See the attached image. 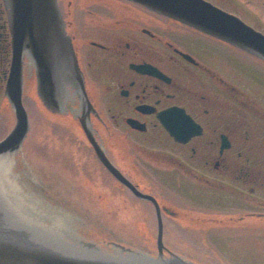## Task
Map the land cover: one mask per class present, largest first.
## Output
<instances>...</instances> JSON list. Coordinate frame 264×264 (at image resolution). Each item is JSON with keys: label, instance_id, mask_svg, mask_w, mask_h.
Wrapping results in <instances>:
<instances>
[{"label": "flooded vegetation", "instance_id": "obj_1", "mask_svg": "<svg viewBox=\"0 0 264 264\" xmlns=\"http://www.w3.org/2000/svg\"><path fill=\"white\" fill-rule=\"evenodd\" d=\"M206 1L244 20L237 8L246 5V0ZM56 2L87 101L83 103L80 84L74 77H67V73L61 76L65 64L59 67L60 63L54 62L58 112L47 109L37 94L35 68L24 58L21 100L26 111L30 92L27 82L32 79L35 95L48 113L70 117L82 134L80 119L85 120L115 167L140 191L155 197L163 233V216L177 217L180 213L168 201L140 187L138 180L142 178L132 176L137 161L129 163L130 153L145 156L174 180L182 178L200 185L197 194L194 188L189 195L212 207L211 211L197 210L203 214L202 221L222 227H261L255 220L264 218V86L246 80V65L235 55L236 50L249 53L132 0ZM254 2L264 5V0ZM12 54L8 8L5 0H0V123L9 124L0 140L15 123L6 94ZM169 109L170 117L181 121L184 135L188 122L181 116L188 115L192 120L195 133L185 141L176 140L161 124L158 114ZM128 120L136 121L137 126ZM87 142L82 149L87 158L92 157L101 171L130 191ZM75 168L74 176L79 171ZM25 169L24 179L33 183L31 197L46 200L36 185L44 188L56 184L55 174L42 169L38 177ZM81 170L85 176L91 173L89 166ZM94 172L101 174L96 168ZM203 190L208 193L202 194ZM132 195L145 202L156 216L152 202ZM185 209L183 213L187 214L196 211L188 205Z\"/></svg>", "mask_w": 264, "mask_h": 264}, {"label": "rangeland", "instance_id": "obj_2", "mask_svg": "<svg viewBox=\"0 0 264 264\" xmlns=\"http://www.w3.org/2000/svg\"><path fill=\"white\" fill-rule=\"evenodd\" d=\"M254 1L246 0V5L237 8V13L264 32V5ZM235 55L247 67L244 69L246 80L254 86H264V62L239 50ZM27 83L30 92L25 104L30 135L21 150L7 154L13 157V161L0 168L3 186L26 205L54 213L79 227L140 251L157 253L156 218L150 207L101 171L92 157L91 160L87 158L82 150L88 145L84 134L70 117L48 113L35 95L34 80ZM8 128V122L0 123V138ZM128 161H137L132 176L142 178L138 180L140 187L168 201L180 213L177 217L163 216L164 244L170 250L198 264H264V218L255 220L261 227L248 229L202 221L203 214L197 210L208 208L211 211L212 207L197 202L196 195L193 198L189 195L194 188L197 194L196 188L200 185H191L182 178H170L163 173V168H155L141 154L130 153ZM88 166L91 173L85 176L81 169ZM25 168L38 177L42 169L55 174L56 184L44 188L36 185L39 192L46 195V200L31 197L33 183L24 179ZM74 168L75 172L79 168L76 176L72 174ZM95 168L101 174L94 172ZM150 179L155 180L149 182ZM202 192L211 193V188ZM50 203L53 206L47 205ZM187 205L196 211L189 212L191 215L183 213Z\"/></svg>", "mask_w": 264, "mask_h": 264}, {"label": "water", "instance_id": "obj_3", "mask_svg": "<svg viewBox=\"0 0 264 264\" xmlns=\"http://www.w3.org/2000/svg\"><path fill=\"white\" fill-rule=\"evenodd\" d=\"M132 1L226 41L264 62V33L209 1ZM5 3L13 48L6 94L13 108L15 123L0 140V164L3 155L21 150L30 135L28 114L21 100L24 58L35 68L37 94L47 109L58 112L52 77L54 62H59V67L65 64L66 71H61V76L67 73V77H74L80 84L83 103L87 101L56 0H5ZM171 111L160 112L159 120L176 140L185 141L195 133L194 124L188 115L181 116L188 122L187 134L184 135L181 121L170 117ZM128 122L137 126L134 120ZM80 124L98 159L112 175L137 197L155 206L157 253L140 251L79 227L54 213L26 205L11 195L0 181V264H198L181 257L164 244L163 222L155 197L140 191L127 179L95 141L89 124L82 118Z\"/></svg>", "mask_w": 264, "mask_h": 264}, {"label": "bare ground", "instance_id": "obj_4", "mask_svg": "<svg viewBox=\"0 0 264 264\" xmlns=\"http://www.w3.org/2000/svg\"><path fill=\"white\" fill-rule=\"evenodd\" d=\"M8 161L12 162L13 161V157L12 156H8L7 154L3 155V158H2V161H1V164H0V168L5 166Z\"/></svg>", "mask_w": 264, "mask_h": 264}]
</instances>
